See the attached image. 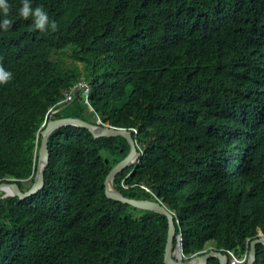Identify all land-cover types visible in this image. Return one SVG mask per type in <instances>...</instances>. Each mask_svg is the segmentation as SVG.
<instances>
[{"label":"trees","instance_id":"1","mask_svg":"<svg viewBox=\"0 0 264 264\" xmlns=\"http://www.w3.org/2000/svg\"><path fill=\"white\" fill-rule=\"evenodd\" d=\"M10 3L15 23L0 32V65L13 74L0 85V183L30 189L20 180L35 172L39 130L82 79L83 62L92 112L137 129L143 149L115 188L175 212L183 260L208 243L249 251L264 233V0H35L55 32L30 28L15 15L19 0ZM92 112L79 96L53 118L92 121ZM49 149L44 188L0 201V264H165L167 218L105 194L126 139L62 127Z\"/></svg>","mask_w":264,"mask_h":264},{"label":"water","instance_id":"2","mask_svg":"<svg viewBox=\"0 0 264 264\" xmlns=\"http://www.w3.org/2000/svg\"><path fill=\"white\" fill-rule=\"evenodd\" d=\"M74 126L78 128L87 129L95 139L97 138H114L123 137L128 142L130 151L126 158L116 164L108 174L105 181V194L106 197L115 202L129 205L133 208L142 211H149L163 215L168 220V235L167 242L165 246L164 253V263L165 264H208V262L216 258L219 260L220 264H229L228 257L222 252L216 249L204 250L200 254H196L192 257L183 260V255L181 252V247L178 242L176 221L178 220L177 215L174 211L164 204L163 201L156 200H137L125 197L121 194L114 185L116 177L123 171L127 170L135 163L138 158V151L136 142L130 131L126 129H120L108 126H97L90 122H87L80 118H60L56 120H49L45 128L41 132V142L37 151V167L34 176V183L28 191H23L17 183H0V192H3L4 188L10 189V194L3 193L0 196V201L9 197L18 198L19 200H25L36 194H38L45 186V173L50 165V151H49V136L57 129ZM141 161V160H140ZM139 161V162H140ZM106 163L108 160L106 159ZM136 168V167H135ZM178 222V221H177ZM264 245V234L258 235L257 239H254L249 244V253L247 256L246 264H256L257 261V246Z\"/></svg>","mask_w":264,"mask_h":264},{"label":"clouds","instance_id":"3","mask_svg":"<svg viewBox=\"0 0 264 264\" xmlns=\"http://www.w3.org/2000/svg\"><path fill=\"white\" fill-rule=\"evenodd\" d=\"M12 12H13V10H12V5L10 3V0H0V32L8 31L12 27V25L15 23ZM15 15L19 16L20 18H22L25 21H28L29 22L28 26L30 28L36 30V31H39V32H46V31L55 32L58 29L57 21L55 19H52L49 16V12L47 11V9L42 4L35 3V0H19V5L15 9ZM77 64H78L82 79H80L76 84L72 85L69 89H67L65 91L64 99L60 102V105L58 107H53L49 110V112L46 116L45 122L43 123L42 127L39 130L37 147H36V167H37V155H38L37 151H38V148L40 146V142H41V138H42L41 132L45 128L46 124L49 122V120H56V119H60V118H69V117H61V116L58 118H53V115L61 114L63 112V110L67 106H69L71 103H73L79 96L84 98V101L88 105V108L91 110V112L93 111V107L91 106L90 101H89L90 94H91L92 74H91L90 70H88V66L86 63L78 62ZM96 72H97V68L95 69V73ZM12 78H13L12 72L9 69H7L6 67H4L3 65H0V85L7 84ZM72 118H79V117H72ZM80 119H82V118H80ZM87 122H90V123L97 125V126L114 127V126L110 125L109 123L104 122L99 114H94V113L92 115V121H87ZM66 127H74V126H66ZM76 128H78V127H76ZM115 128L126 129L132 133L133 138L136 142V146H137L138 158L136 159L135 163L131 167H133V168L137 167L138 164L140 163L139 161H140L141 157L143 156V149L139 145V142L137 140V129L134 128L131 130V129H128L125 127H115ZM50 136H49V138H50ZM49 151H50V149H49ZM50 157H51V155H50ZM36 167H35V172H34L33 176H31L29 178V179H32V177H33V183H34V176L36 173ZM135 169H133V171ZM133 171L129 174V176L132 175ZM27 180L28 179H24V180H20V181L23 184V182H26ZM4 183H17L19 185L17 180H11V179H9L8 182H4ZM31 186L29 188H31ZM19 187H20V185H19ZM145 189L148 193L153 195V193L148 188H145ZM140 211H142V210H140ZM261 233L264 234L262 231H259L258 235H260ZM179 237H181V239H182L181 233L177 236L178 239L176 240V243L178 242ZM257 237L255 239H257ZM211 249H216L214 244L212 247H206L204 250H211ZM181 252H182V245H181ZM219 252H221V251H219ZM248 253H249V251H247L243 255H236L235 252H227L226 251L223 254L228 257L229 264H230V260L232 259L233 255L239 258V264H245V263H247ZM182 255H183V252H182ZM186 258H188V257H186Z\"/></svg>","mask_w":264,"mask_h":264},{"label":"built area","instance_id":"4","mask_svg":"<svg viewBox=\"0 0 264 264\" xmlns=\"http://www.w3.org/2000/svg\"><path fill=\"white\" fill-rule=\"evenodd\" d=\"M178 244L181 247V237H179ZM230 264H239V258L233 255Z\"/></svg>","mask_w":264,"mask_h":264},{"label":"rangeland","instance_id":"5","mask_svg":"<svg viewBox=\"0 0 264 264\" xmlns=\"http://www.w3.org/2000/svg\"><path fill=\"white\" fill-rule=\"evenodd\" d=\"M32 183H33L32 179H28L26 182H23V186L27 188L30 187ZM211 246H213V243H208L206 245V247H211Z\"/></svg>","mask_w":264,"mask_h":264},{"label":"bare ground","instance_id":"6","mask_svg":"<svg viewBox=\"0 0 264 264\" xmlns=\"http://www.w3.org/2000/svg\"><path fill=\"white\" fill-rule=\"evenodd\" d=\"M3 193H5V194H10V189H9V188H4V189H3Z\"/></svg>","mask_w":264,"mask_h":264},{"label":"flooded vegetation","instance_id":"7","mask_svg":"<svg viewBox=\"0 0 264 264\" xmlns=\"http://www.w3.org/2000/svg\"><path fill=\"white\" fill-rule=\"evenodd\" d=\"M116 148H118V146H116Z\"/></svg>","mask_w":264,"mask_h":264},{"label":"crops","instance_id":"8","mask_svg":"<svg viewBox=\"0 0 264 264\" xmlns=\"http://www.w3.org/2000/svg\"><path fill=\"white\" fill-rule=\"evenodd\" d=\"M212 247V246H211Z\"/></svg>","mask_w":264,"mask_h":264}]
</instances>
